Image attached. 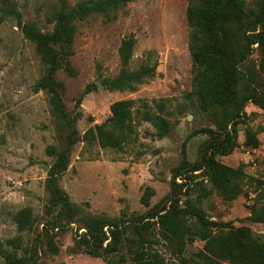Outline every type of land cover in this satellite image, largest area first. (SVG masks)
Instances as JSON below:
<instances>
[{"label":"rangeland","instance_id":"obj_1","mask_svg":"<svg viewBox=\"0 0 264 264\" xmlns=\"http://www.w3.org/2000/svg\"><path fill=\"white\" fill-rule=\"evenodd\" d=\"M9 1L14 2L18 15L0 19V241L29 264H106L101 257L73 250L74 237L83 231L78 224L51 225L49 220L44 225L43 221L47 200L44 180L51 163L45 147L59 141L60 126L50 110L47 93L34 88L44 66L19 22H34L41 30L50 31L57 0ZM77 1L67 0L71 5ZM245 2L250 5L252 0ZM186 6L187 0H129L115 16L96 15L77 23L73 53L69 57L76 75L69 76L59 69L55 77L64 84L62 99L79 135L89 126L104 121L110 115L113 101L127 98L144 99L149 104L152 99L166 98L164 115L172 125L166 136L157 138L150 135L154 127L149 122H139L137 140L125 150L101 148L97 144L87 146L83 141L73 146L59 185L86 212L108 217H117L122 211L128 216L140 215L158 202L168 205L167 196L178 199V205L185 207L188 203L197 204L198 196L192 190L194 182L210 186L202 155L208 143L221 138L229 128L225 123L228 110L221 106L200 110L190 94ZM131 34L135 44L130 70L144 62H156L154 76L138 84L134 91H110L101 82L118 74V48L122 39ZM253 46L244 67L258 73V86L264 91V75L258 71V52L256 44ZM91 84L94 86L76 105V99ZM245 111L247 116L236 125L235 148L215 158L229 166H243L249 177L244 184L248 196L240 194L227 201L213 192L201 197L198 205L209 219L247 226L264 240V223L248 219L256 179L264 181V111L251 102ZM246 126L255 132L258 140L255 147L245 142ZM203 128H211L220 135L200 131ZM183 144L186 159L199 169L179 170L175 180L184 184L180 189L173 187L171 178L182 161ZM22 209H28L32 222L20 230L14 215ZM153 220L148 233L157 240L155 248L168 264H181L180 257L157 235ZM46 231L58 246L57 253L48 249ZM202 245L200 240L188 242L182 256L189 257ZM0 264H4L1 256Z\"/></svg>","mask_w":264,"mask_h":264},{"label":"trees","instance_id":"obj_2","mask_svg":"<svg viewBox=\"0 0 264 264\" xmlns=\"http://www.w3.org/2000/svg\"><path fill=\"white\" fill-rule=\"evenodd\" d=\"M129 0H78L69 4L67 0H57L52 12L50 31L41 30L34 22H19L24 36L33 43L44 71L34 84L35 90L47 93L50 110L60 126L59 141L46 145L45 152L51 157L44 180L47 200L44 204V225L76 223L83 228L73 239V250L90 256L101 257L106 264H168L162 253L155 248V240L149 233L150 220L157 225V235L171 252L180 257L181 264H264V240L255 236L247 226H235L230 221H215L204 213L201 197L215 192L224 200H233L240 194L248 196L244 188L249 178L242 165L237 167L218 161L217 154H227L236 146V125L247 116L245 107L251 102L264 111V91L259 88L258 73L245 68L254 44L258 52V71L264 75V0H187L185 10L189 28L188 51L191 58V91L197 107L206 111L216 106L226 107V125L221 138H213L205 147L202 165L207 175L209 188L201 182H194L198 196L197 204L178 205V199L167 196V204L158 203L140 215L128 216L124 211L117 217L91 214L69 199L59 185L60 176L67 170L73 146L83 141L87 146L97 144L101 148L125 150L137 140V124L149 122L153 137L166 136L171 122L164 115L167 111L166 98L152 99L149 104L144 99H118L110 106V115L102 122L89 126L82 135L75 126L74 119L65 109L62 99L64 84L56 79L55 73L62 69L69 76L76 70L69 57L77 23L90 17L115 16L118 9ZM0 19L6 15H18L14 2L1 0ZM135 38L131 34L122 39L118 48L120 69L111 79L102 80L110 91L136 90L138 84L154 76L156 62L142 63L130 70ZM257 76V77H256ZM264 82V81H263ZM87 86L76 99L80 105ZM138 102V104H137ZM137 104V105H136ZM203 132L215 133L211 128ZM245 142L257 146L255 132L245 128ZM183 158L172 175L173 187L184 186L176 177L182 168L198 170L195 163L186 159L183 144ZM255 195L248 205V219L264 223V181L256 179ZM189 190V185L186 186ZM250 199V198H249ZM18 228L23 230L31 221L28 209L15 213ZM47 247L52 253L58 252L53 237L44 232ZM203 241L202 247L189 257L182 256L188 242ZM0 256L4 264H29L18 257L0 241Z\"/></svg>","mask_w":264,"mask_h":264}]
</instances>
